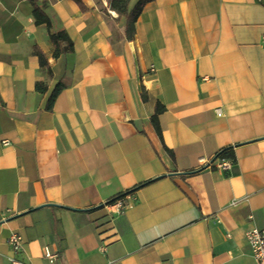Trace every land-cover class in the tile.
Segmentation results:
<instances>
[{
  "label": "crops",
  "instance_id": "0c3cea01",
  "mask_svg": "<svg viewBox=\"0 0 264 264\" xmlns=\"http://www.w3.org/2000/svg\"><path fill=\"white\" fill-rule=\"evenodd\" d=\"M81 1L0 0V264L13 231L27 264H257L246 234L264 228V0H153L133 40L112 0ZM61 30L73 51L55 59ZM228 148L230 173L199 169ZM135 188L110 222L100 206Z\"/></svg>",
  "mask_w": 264,
  "mask_h": 264
},
{
  "label": "trees",
  "instance_id": "16d2710c",
  "mask_svg": "<svg viewBox=\"0 0 264 264\" xmlns=\"http://www.w3.org/2000/svg\"><path fill=\"white\" fill-rule=\"evenodd\" d=\"M74 1L80 6L82 11L86 10V7L84 6L81 0H74ZM152 1L153 0H139L136 6L131 11H129V4L131 0H112V3H111L112 10L116 11L121 16H125L127 19L125 35L128 40L134 39L135 34H136V22L138 20V17L142 13L146 4ZM34 17H35L36 25L38 26L46 25L48 29L52 28V22L50 21L49 17L44 12V10L37 4H35ZM50 42L53 46V57L55 59L59 58L63 53L73 51V42L65 30L50 33ZM35 55L39 58L40 67L46 70L48 75H52V68L49 63V59L47 55L38 47L35 48ZM46 88L47 86L42 82H38L36 84V90L40 93H43L46 90ZM62 88L63 86L61 84H59L56 87L53 93L51 102H50V107H52L54 100L56 99L57 95L60 93ZM143 98L144 100H147L148 98L145 93L143 94ZM164 111H165V107L161 105L160 103H158L156 106V114L153 117V124L159 136H162V130L159 125L158 116L162 114ZM218 158H235L236 159L232 148L224 149L223 151H221L216 156L215 159H218ZM136 189L137 188H135L134 190L128 191L116 198L111 199L109 203H112L116 199L121 198L125 195L132 194Z\"/></svg>",
  "mask_w": 264,
  "mask_h": 264
},
{
  "label": "built area",
  "instance_id": "2783aa9c",
  "mask_svg": "<svg viewBox=\"0 0 264 264\" xmlns=\"http://www.w3.org/2000/svg\"><path fill=\"white\" fill-rule=\"evenodd\" d=\"M264 42V37H263ZM155 68H152L154 71ZM218 116H222L221 111L217 112ZM5 145L9 144L8 141L3 142ZM235 158H218L214 160H201L200 170H204L206 168L215 167L217 170L222 171L226 174L230 173L232 169L236 166ZM137 199L132 195L128 194L121 198L116 199L114 202L105 204V208L108 213L109 221L112 222L118 218H120L125 211L136 203ZM110 239L104 238L102 244L100 246V251L105 253L108 248V241ZM246 240L253 252L255 260L257 264H264V228L259 229L255 228L250 230L246 234ZM8 244L12 248V252L15 256L10 257L8 260L10 264H27L25 261L21 260L18 256L25 252V240L24 237L16 231L11 232L8 238ZM45 256L50 262H54L57 259V255L50 252L48 249L45 250Z\"/></svg>",
  "mask_w": 264,
  "mask_h": 264
},
{
  "label": "water",
  "instance_id": "95a60500",
  "mask_svg": "<svg viewBox=\"0 0 264 264\" xmlns=\"http://www.w3.org/2000/svg\"><path fill=\"white\" fill-rule=\"evenodd\" d=\"M190 173H194V172H189L188 174H190ZM151 181H152V180H151ZM147 183H149V182H147ZM143 185H145V184H143ZM108 203H109V202H106L105 204H108ZM105 204H102V205L100 206V208H101V207H104Z\"/></svg>",
  "mask_w": 264,
  "mask_h": 264
}]
</instances>
